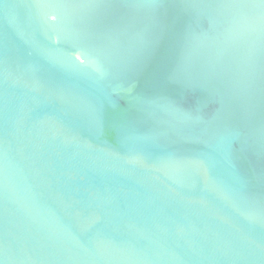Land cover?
I'll return each instance as SVG.
<instances>
[{
	"label": "water",
	"instance_id": "1",
	"mask_svg": "<svg viewBox=\"0 0 264 264\" xmlns=\"http://www.w3.org/2000/svg\"><path fill=\"white\" fill-rule=\"evenodd\" d=\"M0 264H264V0H0Z\"/></svg>",
	"mask_w": 264,
	"mask_h": 264
}]
</instances>
